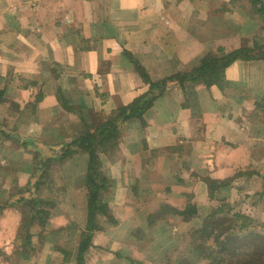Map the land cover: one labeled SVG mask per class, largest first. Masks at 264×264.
Returning a JSON list of instances; mask_svg holds the SVG:
<instances>
[{
  "label": "crops",
  "instance_id": "1",
  "mask_svg": "<svg viewBox=\"0 0 264 264\" xmlns=\"http://www.w3.org/2000/svg\"><path fill=\"white\" fill-rule=\"evenodd\" d=\"M263 7L0 0V264H183L212 209L263 225Z\"/></svg>",
  "mask_w": 264,
  "mask_h": 264
},
{
  "label": "rangeland",
  "instance_id": "2",
  "mask_svg": "<svg viewBox=\"0 0 264 264\" xmlns=\"http://www.w3.org/2000/svg\"><path fill=\"white\" fill-rule=\"evenodd\" d=\"M87 136L77 138L86 140ZM77 138L72 142H78ZM22 141L23 146L26 140ZM234 212L218 214L212 209L205 215L203 229L189 234L190 244L179 254L183 264H264V222L238 212L236 217Z\"/></svg>",
  "mask_w": 264,
  "mask_h": 264
},
{
  "label": "trees",
  "instance_id": "3",
  "mask_svg": "<svg viewBox=\"0 0 264 264\" xmlns=\"http://www.w3.org/2000/svg\"><path fill=\"white\" fill-rule=\"evenodd\" d=\"M263 12H264V7L261 9ZM240 52H242V51H240ZM239 53H228V54H226L225 55V58H226V62H224V64H228L229 62H230V60H232L236 55H238ZM263 57H264V55H262ZM205 58V57H204ZM212 58V57H211ZM221 60L223 61L224 60V58H221ZM219 58H212V59H210V62L209 63H211L210 65H212V64H215V63H217V62H219V61H221ZM214 62V63H213ZM205 63V62H204ZM207 69V68H206ZM142 75H145V73L142 71V73H141ZM146 78V80L148 79L147 77H145ZM147 106V105H146ZM78 139V138H77ZM84 143H86L85 145L87 146V142L85 141V140H82ZM88 142H89V140H87ZM88 147V146H87ZM90 147H88V149H89ZM91 150V151H90ZM65 152H69V151H65ZM89 152L91 153V157H92V159H93V157L95 156L94 155V153L95 152H93V150L92 149H89ZM91 170V169H90ZM90 178H92V176H93V172H91L90 171ZM92 184H93V188H92V191H91V197H90V201H89V203H90V205L92 204V202H93V199H94V197H95V195L98 193V190H97V185L95 184V182H94V180H93V182H92ZM190 212V211H189ZM219 212V211H218ZM192 213H189V216H192L191 215ZM236 217H238V215L236 214L235 215Z\"/></svg>",
  "mask_w": 264,
  "mask_h": 264
}]
</instances>
